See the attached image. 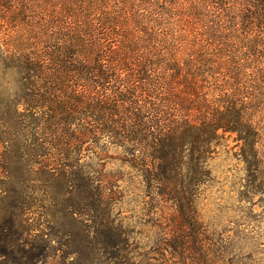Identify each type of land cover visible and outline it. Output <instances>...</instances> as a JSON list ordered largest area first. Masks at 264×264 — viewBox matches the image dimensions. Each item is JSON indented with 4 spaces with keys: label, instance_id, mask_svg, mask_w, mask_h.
Instances as JSON below:
<instances>
[{
    "label": "trees",
    "instance_id": "trees-1",
    "mask_svg": "<svg viewBox=\"0 0 264 264\" xmlns=\"http://www.w3.org/2000/svg\"><path fill=\"white\" fill-rule=\"evenodd\" d=\"M0 64L21 86L0 104V177L15 178V153L31 182L55 184L5 192L0 264H50L56 243L68 247L56 264H239L197 201L227 135L264 185V0H0ZM111 148L160 212L149 249L116 210ZM36 215L62 224L49 240Z\"/></svg>",
    "mask_w": 264,
    "mask_h": 264
},
{
    "label": "rangeland",
    "instance_id": "rangeland-1",
    "mask_svg": "<svg viewBox=\"0 0 264 264\" xmlns=\"http://www.w3.org/2000/svg\"><path fill=\"white\" fill-rule=\"evenodd\" d=\"M20 88L18 74L15 71L5 72L0 64V104L7 105L11 96L20 93ZM235 138L234 135H227L209 162L214 181L200 192L197 206L202 221L210 231H216L220 237L233 243L235 250L239 252V264H264V185L261 186L258 180L259 183L255 182L253 188L249 183L246 164L240 157L241 144ZM122 153L121 148H111L109 156L112 158H106L102 164L107 173L117 176L114 180L121 191V199L116 204L117 212L121 213L125 226L132 230L137 244L142 249H149L159 233L155 222L160 212L156 206L152 207L151 197H147L140 174L117 159ZM83 156L82 163L88 170L99 167L101 162L96 156L87 151L83 152ZM10 157L9 168L14 172L15 178L4 180L0 177V200L5 192H55L52 180L44 178L46 181L40 180L41 183L31 182L34 178L24 169L25 165L18 163V156L14 153ZM24 161L25 159L22 162ZM38 186L45 187L37 188ZM152 209L156 213L154 217L150 212ZM50 221L48 217L39 218L36 215L32 223L37 226V232L45 231V240H49L46 235L58 232L59 225H62ZM62 228L63 244H67L66 235H63L67 229ZM54 246L57 250L55 261L51 260L50 264L63 263L62 252L68 250V247L57 243ZM138 251L142 253V250ZM135 257H132V264L177 263L171 256L148 263ZM107 259L101 257L98 260L103 261V264H113Z\"/></svg>",
    "mask_w": 264,
    "mask_h": 264
}]
</instances>
